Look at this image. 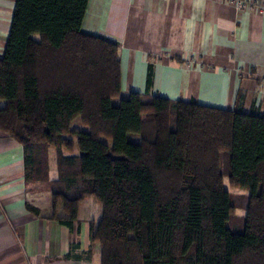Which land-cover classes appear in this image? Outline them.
Instances as JSON below:
<instances>
[{"label": "trees", "instance_id": "trees-1", "mask_svg": "<svg viewBox=\"0 0 264 264\" xmlns=\"http://www.w3.org/2000/svg\"><path fill=\"white\" fill-rule=\"evenodd\" d=\"M87 3L15 1L0 131L22 145L26 181L50 180L55 147L52 206L69 226L84 198L100 203L99 264H264V115L135 91L113 104L119 45L82 29ZM224 177L249 191L239 230Z\"/></svg>", "mask_w": 264, "mask_h": 264}, {"label": "crops", "instance_id": "crops-1", "mask_svg": "<svg viewBox=\"0 0 264 264\" xmlns=\"http://www.w3.org/2000/svg\"><path fill=\"white\" fill-rule=\"evenodd\" d=\"M15 1L0 0V56ZM247 1L238 10L228 0H88L81 26L118 43L120 98L135 91L264 115V0ZM84 200L76 220L60 222L50 180L26 181L22 145L0 131V264H99L98 220L78 215Z\"/></svg>", "mask_w": 264, "mask_h": 264}, {"label": "rangeland", "instance_id": "rangeland-1", "mask_svg": "<svg viewBox=\"0 0 264 264\" xmlns=\"http://www.w3.org/2000/svg\"><path fill=\"white\" fill-rule=\"evenodd\" d=\"M37 38V35H35ZM119 98L112 99L113 104H118ZM77 122L75 121L73 125L75 127H78L80 125H76ZM65 140H71L73 141L74 137L71 136H65ZM128 139L131 141H138L139 137L135 134H128ZM105 142L110 144L111 142L107 139H104ZM61 151L64 154H70L75 153L77 154L78 150L73 142V145H71V148L62 147ZM56 157H57V150L55 147L49 148V154H48V162H49V179L56 176ZM223 185L224 188L229 192L232 204L234 205L232 214L229 218V220L226 222L227 226L230 229L233 230H239L243 226L244 222V216H245V209L248 201L249 191L244 188H240L237 186L232 185L227 177L223 178ZM79 217L81 218H94L99 221V218L101 216V205L93 198V197H86V199L83 201L82 205L79 208L78 212Z\"/></svg>", "mask_w": 264, "mask_h": 264}, {"label": "built area", "instance_id": "built-area-1", "mask_svg": "<svg viewBox=\"0 0 264 264\" xmlns=\"http://www.w3.org/2000/svg\"><path fill=\"white\" fill-rule=\"evenodd\" d=\"M236 9L244 10L249 8V2L247 0H228ZM258 11L264 13V6L258 5Z\"/></svg>", "mask_w": 264, "mask_h": 264}]
</instances>
